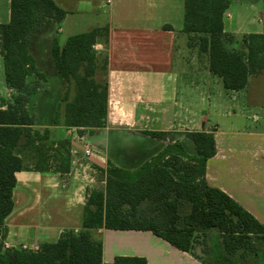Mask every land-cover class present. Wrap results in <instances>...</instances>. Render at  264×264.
I'll return each instance as SVG.
<instances>
[{
	"label": "trees",
	"instance_id": "obj_1",
	"mask_svg": "<svg viewBox=\"0 0 264 264\" xmlns=\"http://www.w3.org/2000/svg\"><path fill=\"white\" fill-rule=\"evenodd\" d=\"M230 5L231 0H185L181 33L189 49L208 59V71L221 78L226 90L242 91L252 77L264 73V33L238 37L226 32ZM66 15L55 0H11L10 22L0 24L5 84L16 91L0 108L2 237L15 207L16 173H67L71 168V140L54 141L52 129L76 127L83 133L107 125L108 55L95 46H108L109 27L72 35L62 46L57 28ZM53 75L63 84L61 94L40 89ZM146 134L167 137L166 132ZM186 138L193 152L173 139L136 169L110 164L106 185L89 192L81 231H66L57 242L42 243L39 251L4 249L0 242V264H148L139 256L104 263L103 242L96 235L102 229L151 231L202 261L195 250L207 246L209 233L216 230L213 240L219 243L214 245L228 258L252 264L251 258L264 252V224L208 183L206 164L217 153L213 132L191 131ZM145 202L153 206L152 215L143 213ZM183 204L190 205L186 214L181 213Z\"/></svg>",
	"mask_w": 264,
	"mask_h": 264
},
{
	"label": "crops",
	"instance_id": "obj_2",
	"mask_svg": "<svg viewBox=\"0 0 264 264\" xmlns=\"http://www.w3.org/2000/svg\"><path fill=\"white\" fill-rule=\"evenodd\" d=\"M55 1L67 11L57 28L62 46L72 35L109 27L108 46L101 42L95 46L99 54L108 55L107 125L82 133L94 146L91 157L84 155L82 144L70 145L71 168L76 164L77 168L92 167L93 181L83 177L81 168L82 175L77 178L55 171L16 173L15 207L6 220V236L0 235V242L9 244L4 249L55 243L66 231H81L90 190L100 182L99 176L106 185L110 164L121 166L111 154L112 142L135 145L134 151H129L135 159L124 168L136 169L176 140L193 152L186 138L191 131L215 135L217 153L206 164L208 183L226 192L264 224V73L252 77L242 91L225 89L226 98L220 90L212 104L211 98L203 97L209 80H213L207 67L192 74L182 66L176 68V40L184 26L185 0ZM261 4L263 0H231L224 18L225 31L238 37L264 33L251 30L248 20V13ZM10 19L11 0H0V24ZM1 74L5 82L0 56ZM41 83V90L57 94L64 90L56 75ZM5 93L0 90L4 107L3 99L11 100L16 91L10 92L6 85ZM207 106L214 109L213 115L207 113ZM59 130L62 135L56 137ZM148 131L166 132L167 137H152L146 134ZM171 132L177 137H171ZM52 135L56 140L69 138L67 128L62 126L54 127ZM65 180L68 185L63 188ZM96 235L103 242L104 263L114 262L117 256H139L148 264H240L228 258L221 246L220 256H214V248L207 257L200 255L203 262L151 231L102 229ZM251 263L264 264V252L252 257Z\"/></svg>",
	"mask_w": 264,
	"mask_h": 264
},
{
	"label": "rangeland",
	"instance_id": "obj_3",
	"mask_svg": "<svg viewBox=\"0 0 264 264\" xmlns=\"http://www.w3.org/2000/svg\"><path fill=\"white\" fill-rule=\"evenodd\" d=\"M230 12L234 13L236 16V13L230 9ZM248 20L250 22V26L249 28L253 31L255 30H259V31H264V4L261 6H259V8H257L256 10H251L248 13ZM177 42V57H176V68H181L184 67L188 73H194L197 69H205L207 67V63H208V59L202 55H199V53L197 52V50H191L188 48L187 46V42H188V38L186 35L184 34H180L176 40ZM104 53V52H103ZM0 90L2 91V93L6 92V84L2 79V74L0 75ZM208 88L204 90V94L203 97H206L207 100H210L212 104L213 102L219 97L220 94V90L223 92V97L226 98V90L224 88L223 82L221 80V78L217 77V76H213V80H209L208 82ZM6 94V93H5ZM3 99V98H2ZM7 99L9 98H4L3 101H8ZM1 100V99H0ZM237 104V102H235ZM235 103H231L234 104ZM230 104V105H231ZM235 108L236 105H235ZM207 113L212 114L214 113V109L209 108V106H207ZM212 121L214 120V117L211 116ZM62 130H59V132L57 133L58 135H56V137H61L62 135ZM171 137H177V133L176 132H171ZM54 135V134H53ZM53 138V137H52ZM54 141H58L55 138H53ZM111 144V151H112V156L115 158H118V162L121 165L120 167H127L129 165H131V163H133L132 159H135V154H130L129 151L133 152L134 151V144H131L130 142H121L118 143L116 142H112ZM57 145H55L56 147ZM122 148V149H121ZM53 153V152H52ZM134 156V157H132ZM132 157L131 159H126V158ZM132 161V162H131ZM100 178V182L98 183V185H96L95 187H93L92 189L96 188V187H104V183H102L103 177L99 176ZM141 208L143 209V213L145 212L146 214H150L152 215V210H153V206H151L150 203H143ZM190 210V205L189 204H183L181 207V213L182 214H186L188 213V211ZM72 226H74V224H70ZM217 231L216 230H212L209 233V237H207V246H199L195 252L198 255H202L207 257L208 252H212L213 250V254L214 256H220V252H219V248L216 247V245H214V243L218 244L219 242H215L213 240V236L214 234H216ZM202 241V237L200 239ZM208 264V263H207Z\"/></svg>",
	"mask_w": 264,
	"mask_h": 264
},
{
	"label": "built area",
	"instance_id": "obj_4",
	"mask_svg": "<svg viewBox=\"0 0 264 264\" xmlns=\"http://www.w3.org/2000/svg\"><path fill=\"white\" fill-rule=\"evenodd\" d=\"M110 2V1H108ZM12 91H15L13 89H10V92ZM108 103H109V99H108ZM0 108H4V106L1 105L0 103ZM80 130L79 128H76V127H70V128H67V132H68V136L71 140V142H78L80 144H82V147H83V153L86 157H91L93 155V153L95 152V149H94V146L93 144L86 138L85 135H83L82 133H80ZM84 132V131H83ZM77 165V164H76ZM75 165V167L72 169L70 168L69 172L65 173L66 176H71L73 175L75 178L77 177H80L82 174L81 172L79 171V168L82 167H79L77 168ZM84 168H81L83 169V177L89 179L90 181H93V178H91V172L95 173V171L93 170L92 167L90 166H83ZM68 182L65 180L62 184V187L63 188H66L67 187V184ZM89 197V195H88ZM76 231V230H75ZM78 232V231H76ZM4 248H9V244L7 242L4 243L3 245ZM21 248L23 249H26V250H31V251H39L40 250V246L39 245H32V246H29V245H22Z\"/></svg>",
	"mask_w": 264,
	"mask_h": 264
}]
</instances>
